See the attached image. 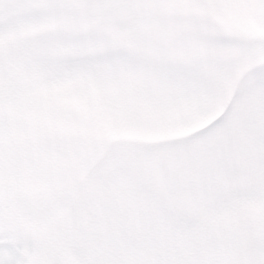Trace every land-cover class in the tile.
<instances>
[{
    "label": "rangeland",
    "instance_id": "obj_1",
    "mask_svg": "<svg viewBox=\"0 0 264 264\" xmlns=\"http://www.w3.org/2000/svg\"><path fill=\"white\" fill-rule=\"evenodd\" d=\"M0 264H264V0H0Z\"/></svg>",
    "mask_w": 264,
    "mask_h": 264
},
{
    "label": "bare ground",
    "instance_id": "obj_2",
    "mask_svg": "<svg viewBox=\"0 0 264 264\" xmlns=\"http://www.w3.org/2000/svg\"><path fill=\"white\" fill-rule=\"evenodd\" d=\"M11 152H12V151H11ZM12 153H14V152H12ZM7 154H8V153H7ZM10 154H11V153H10ZM4 155H6V154H4ZM13 155H14V154H13ZM10 156H12V155H10ZM6 158H7V157H6ZM8 158H9V157H8ZM12 158H13V157H12ZM9 162H10V161H9ZM5 163H6V162H5ZM5 163H4V164H5ZM12 163H13V162H12ZM6 164H8V163H6ZM10 166H11V165H10ZM6 167H7V166H6ZM13 167H15V166H13ZM13 167H12V168H13ZM12 168H11V169H12ZM9 169H10V168H9ZM13 169L15 170V168H13ZM14 170H13V171H14ZM23 170H24V169H23ZM11 171H12V170H11ZM20 171H21V170H20ZM24 171H25V170H24ZM14 172H15V171H14ZM14 172H13V173H14ZM21 172H23V171H21ZM24 175H28V174H24ZM24 175H23V176H24ZM25 181H26V180H25Z\"/></svg>",
    "mask_w": 264,
    "mask_h": 264
}]
</instances>
